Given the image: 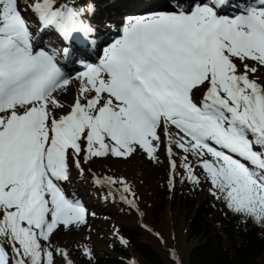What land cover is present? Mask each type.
Here are the masks:
<instances>
[{"label": "snow or ice", "instance_id": "6c2138e0", "mask_svg": "<svg viewBox=\"0 0 264 264\" xmlns=\"http://www.w3.org/2000/svg\"><path fill=\"white\" fill-rule=\"evenodd\" d=\"M134 5L118 38L78 73L79 95L64 112L72 80L61 57L100 48L95 0H0V264L67 258L54 233L87 217L62 187L71 168L137 151L158 161L163 149L173 186L182 167L233 213L264 224V81L255 75L264 0ZM96 183L121 186L135 206L122 177Z\"/></svg>", "mask_w": 264, "mask_h": 264}, {"label": "trees", "instance_id": "16d2710c", "mask_svg": "<svg viewBox=\"0 0 264 264\" xmlns=\"http://www.w3.org/2000/svg\"><path fill=\"white\" fill-rule=\"evenodd\" d=\"M177 173L174 186L168 175L167 182H159L142 202L144 219L160 236L136 224L137 210L126 205L118 217L105 215L112 223L111 238L107 239L109 251L96 254L92 246L77 247L76 264H179L169 249L182 233L195 245L181 264H264V224L233 213L210 193L202 200L199 185L185 178L182 167ZM139 180L140 187L147 185L145 177ZM88 185L96 186L89 181ZM117 204L123 205L120 198ZM168 209L185 218L178 234L168 230ZM216 215L219 220H215Z\"/></svg>", "mask_w": 264, "mask_h": 264}, {"label": "rangeland", "instance_id": "374dc122", "mask_svg": "<svg viewBox=\"0 0 264 264\" xmlns=\"http://www.w3.org/2000/svg\"><path fill=\"white\" fill-rule=\"evenodd\" d=\"M109 1L110 0H96L95 3L98 6L97 14L99 11H101V9L103 10L105 8V3H107V6L111 5L108 4ZM89 2H91V0H89ZM102 2L105 3L101 8L100 4ZM190 2L191 0L189 3ZM119 3V0H113L112 5L118 7ZM131 8L124 7L123 10H133ZM110 9V15H117L116 10H114L113 7H110ZM122 15L123 14L119 16V20H121ZM119 29L120 25L115 28L116 31ZM104 30V34L106 32L110 33L108 38L110 39L113 32L105 27ZM50 38L53 39L52 37ZM255 75L259 80L264 79V67L259 68ZM69 76L72 78L71 74H69ZM158 155L159 160L153 161L149 159L142 151H137L134 155L128 158L108 156L102 158H93L90 163H84L82 160L81 166L84 169L83 172H80L74 166L71 168L70 181L64 182L62 187L64 190H66L65 192L69 198L78 200L84 205V207L87 209V217L85 223L73 224L67 227L62 226L56 233H54L52 246L56 248L55 241H59L60 244L67 247L66 251L68 253V258L60 257L58 252L55 253L56 261L54 264H66L67 259H71L72 262L76 264L75 249L77 247L82 248L83 245L92 246L94 248V253L96 254L109 251L107 239L111 238L112 223H110V221L105 218V215L110 213L116 214L118 217L119 212H121V210L123 211L125 209L124 206H126L128 203L123 202V205L118 207L117 201L119 197L105 188L102 183H96L97 178L113 177L115 179H119L122 177L125 181H127L131 187V192L135 194V206H132L131 204H128L127 206L137 210V213L139 214L134 222L136 224H141L148 231L160 236V234L155 231L152 225L147 223L144 219L145 211L142 206L143 200H147L149 198L150 191L156 188L159 182H167L168 175L171 176L169 158L166 152L162 149ZM143 177L147 179V185L140 187L139 179ZM88 181L96 186L89 187ZM204 184H206V186H204ZM119 187L120 190H122L121 186H114V188ZM199 187V197L203 200L209 195V188L211 185L206 180L202 179ZM125 195H127L129 199L133 198L131 193H125ZM167 213L169 217L168 230L171 233L177 232L178 234V229L180 231V227L182 228L185 224V218L180 215V212H175L172 209H168ZM125 217L126 216H124V218ZM214 218L215 220L220 219L219 215H216ZM73 227H77V229L72 230ZM177 239L178 241L173 243V246L169 250L176 260L181 263L182 259L187 256L186 252L195 244L193 241L187 242L186 236L183 233L181 237H177Z\"/></svg>", "mask_w": 264, "mask_h": 264}, {"label": "bare ground", "instance_id": "6f19581e", "mask_svg": "<svg viewBox=\"0 0 264 264\" xmlns=\"http://www.w3.org/2000/svg\"><path fill=\"white\" fill-rule=\"evenodd\" d=\"M189 1L190 0H188V2ZM119 2L120 3H119L118 7L112 5L113 1H109L108 4H111V5H108V6H107V3H105V2H102L100 4V6L102 8V5L105 3V8L103 10L101 9V11H99V13L96 14L94 19H93V23L96 24L97 27L100 28V32H101V35L99 36V39L96 41V43H99L101 45L103 41L109 40L108 38H109L110 33L106 32L104 34V32H105L104 27L108 28L109 30L112 31V29H115L119 25V23L121 22V20L118 19L121 14H125L126 12L135 11L134 0H122V1L119 0ZM158 2L166 3L167 0H158ZM110 7L111 8L113 7V9L116 10L117 15H110V12H109ZM124 7L125 8L126 7H128V8L133 7V8H131L133 10H128L127 9L128 11H125V10H123ZM231 9L232 8H229V10H231ZM106 24H107V26H106ZM52 38L53 39L50 38V40H51V42H52V44L54 46L55 43H56V40H54L55 37H52ZM57 47H59V46H57ZM100 54H102L101 46H100L99 49H97L94 45L90 46L89 49H88V53H87L89 58L83 59L82 60L83 64H86L87 61H89V62L90 61H92V62L97 61L98 60V56ZM81 57H84L83 54H80V55H77V56H74V57H69V58H64V57L61 58V64L64 66V71L68 75L69 74H74V72H76L77 65H78L77 64V60L78 59L80 60ZM71 80H72V83L68 86L67 90L60 94V98H61L62 102L67 106V107H65L64 112L65 111L66 112L70 111V106L73 104L75 97L79 95V88H80V83L81 82L77 79V77H75L74 79L71 78ZM260 80L264 81V79H260ZM204 186H206V184H204ZM118 189H120V187ZM76 229H77V227H73L72 228V230H76ZM55 244H56L55 246H56L57 249L64 250V251L67 250V247L62 245V244H60L59 241H55ZM59 256L60 257H64V256H62L60 254H59ZM64 258H66V257H64Z\"/></svg>", "mask_w": 264, "mask_h": 264}]
</instances>
